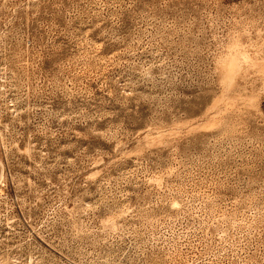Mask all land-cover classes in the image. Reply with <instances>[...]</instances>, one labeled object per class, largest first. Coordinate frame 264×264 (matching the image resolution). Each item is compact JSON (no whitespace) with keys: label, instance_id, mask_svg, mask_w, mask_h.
I'll return each mask as SVG.
<instances>
[{"label":"rangeland","instance_id":"374dc122","mask_svg":"<svg viewBox=\"0 0 264 264\" xmlns=\"http://www.w3.org/2000/svg\"><path fill=\"white\" fill-rule=\"evenodd\" d=\"M0 264H264V0H0Z\"/></svg>","mask_w":264,"mask_h":264}]
</instances>
